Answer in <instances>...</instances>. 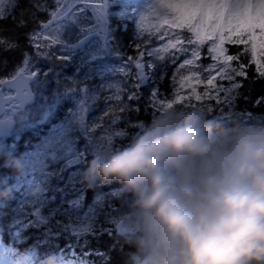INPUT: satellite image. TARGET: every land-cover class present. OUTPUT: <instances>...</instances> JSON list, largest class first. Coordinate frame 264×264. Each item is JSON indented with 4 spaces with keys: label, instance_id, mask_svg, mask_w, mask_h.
<instances>
[{
    "label": "snow or ice",
    "instance_id": "obj_1",
    "mask_svg": "<svg viewBox=\"0 0 264 264\" xmlns=\"http://www.w3.org/2000/svg\"><path fill=\"white\" fill-rule=\"evenodd\" d=\"M103 3L52 0L49 6L47 0H29V9H21L19 0H0V21L11 19L17 27H24L33 11L47 14V19L34 21L38 27L25 33L31 47L30 52L25 51L28 83L18 103L33 131L49 129L44 134L46 140L60 155L54 171L31 174L26 184L27 219L17 227L26 225L25 230L42 234L50 230L79 236L93 234L102 220L112 230L100 237L101 247L113 243L109 236H118L112 225L115 194L96 190L89 193L80 183L79 170L85 166L89 152L102 150L122 137L124 133L117 127L129 125L131 113L145 105L154 112L174 104L198 102L212 111H225L237 106L249 68L254 69V79H264V0H250L248 7L241 0H160L158 9L136 17L129 45L136 54L124 53L115 75L99 89L75 75L61 80L57 68L74 62L78 56L82 62L87 59L97 66L94 74H109L101 55L118 49L113 48L116 37L111 24L97 22L93 11ZM89 12L93 14L89 16ZM156 41L158 47L153 46ZM14 44V40L0 36V49L9 50ZM205 48L207 57L202 54ZM204 58L212 62L204 66L200 63ZM35 60L43 67H36ZM24 66L22 61L19 67ZM169 66L174 67L171 76ZM53 76L58 82L55 91L44 86ZM165 80L172 86L171 97L161 92ZM5 84L6 80L0 78V96L9 97L5 110L10 112L16 94ZM69 97L74 99V107L62 117V104ZM98 102L105 104L102 112L107 127L88 120ZM255 103H264V96H258ZM60 188L62 191L57 190ZM82 197L92 199L87 211H83ZM0 264L10 261L0 256Z\"/></svg>",
    "mask_w": 264,
    "mask_h": 264
},
{
    "label": "clouds",
    "instance_id": "obj_2",
    "mask_svg": "<svg viewBox=\"0 0 264 264\" xmlns=\"http://www.w3.org/2000/svg\"><path fill=\"white\" fill-rule=\"evenodd\" d=\"M89 170L131 191V264H264V123L161 109Z\"/></svg>",
    "mask_w": 264,
    "mask_h": 264
},
{
    "label": "trees",
    "instance_id": "obj_3",
    "mask_svg": "<svg viewBox=\"0 0 264 264\" xmlns=\"http://www.w3.org/2000/svg\"><path fill=\"white\" fill-rule=\"evenodd\" d=\"M47 3L50 6L52 0H47ZM19 7L21 9H29V0H19ZM145 7L148 6L141 0H128L125 2L122 0H107V17H109L112 30L116 37V42L113 44V48H117L118 51L107 55L102 54L101 59L103 60V65H105L106 62H114L109 57L111 55L118 54L121 57L124 53L127 55L136 54L131 48H129V45L132 43L135 33L136 17L141 13L149 11ZM36 19L45 20L47 19V14L43 10L39 13L33 11L32 16L29 18V22L24 27H17L11 19L0 21V36L15 41V44L11 46L9 50L0 49V78L13 75L15 71L21 69L22 67L19 66L21 65L22 61L24 62V65L28 64L27 60H25V51L30 52L31 47L25 33L31 32L34 28L38 27L34 22ZM124 22H129V24L126 30L122 31L120 27ZM158 43L159 41H156L153 46L158 45ZM235 50V48H230L231 52H235ZM202 54L207 57L206 48L203 50ZM211 62L212 61L208 58H204L200 61V63L204 66L209 65ZM94 67L97 66H94L89 60L86 59L84 61V67L80 69V73L82 74H79L77 79L86 81L93 89H99L104 81L106 79L112 78L115 73L111 74V72L108 71V75L94 74ZM76 70L77 68L73 69L74 72H77ZM173 71L174 67L169 66V76L172 75ZM254 76V69L249 68L248 79L244 82L243 87L240 89L241 97L237 100V106L235 107L228 108L225 111H212L199 105L198 102H194L197 104H174L172 109L178 113L196 112L207 120H222V118H227L229 121L223 120L226 126H232L236 124L264 123V103H255L258 96H264V79H254ZM142 91L147 90L142 89ZM161 92L165 94V96L171 97L172 86L168 80L164 81ZM245 96L247 97V100L243 98ZM71 100L72 102H75L73 98H71ZM70 106V103L65 100L61 108L62 117L63 113L66 112ZM99 107H101L100 111H98ZM104 108L105 104L103 102H98L97 105L92 109V111L97 109L96 114L89 115L92 117L103 118V112L101 110ZM160 110L158 109L152 112L151 109L145 105L144 107L140 108L138 112L131 113V123L129 125L121 124L117 128L121 129L124 135L126 133H131L140 124L141 120H147L151 114L156 115ZM234 121L237 122L234 123ZM100 122L104 123L103 119L98 123ZM81 142H83V140ZM89 154L87 157L88 164H86L85 167L87 170L79 171V181L83 186L88 188L89 193L96 190L101 194H106L109 191L115 194V201L112 202V207L115 210L112 215V225L116 230V225L119 218H121V216H123V214L126 213L128 209V203L132 193L125 186L118 182L107 183L95 176V174L89 170V161H91L93 158ZM15 163L16 161L14 160H9L7 157L5 158L0 156V196H3L4 193H6L5 186H9L14 181L13 177L11 178V176H13L12 171L16 168ZM3 182L5 185H2ZM14 185H18V182H14ZM95 187L97 188L93 189ZM12 191L13 189L10 187L9 192L12 193ZM83 199L86 205H89L92 202V199L86 197H83ZM1 201L3 200L0 199V202ZM84 210L87 211V209ZM26 219V215L20 214L18 208H9L8 210L0 209V228L2 229L8 227L10 222L13 220L24 221ZM95 228L96 231L93 234L79 235V238H77L78 236L61 234L59 232H52L50 230L46 234H42L39 230L32 229L25 231L28 234H24L23 236L25 237L24 241H27L30 245L35 243L36 246L41 247L42 245L51 242L52 245L49 247H53V244L57 243L56 241H60V237L57 235L64 237L67 235L70 236L72 240L71 242L74 243L76 247H80L79 249L82 250L85 248L87 250L96 252L98 254L96 256L97 264H104L103 261L106 264H131L129 256L132 250L134 237L128 232L121 234L118 230H116L118 236L108 237L109 239L113 240V243L108 244L105 247H101L100 237L106 236L108 232L112 230L111 225L101 220L96 224ZM37 236L38 239L34 242L33 240ZM40 243L42 245H40ZM41 248L43 249L44 247Z\"/></svg>",
    "mask_w": 264,
    "mask_h": 264
},
{
    "label": "rangeland",
    "instance_id": "obj_4",
    "mask_svg": "<svg viewBox=\"0 0 264 264\" xmlns=\"http://www.w3.org/2000/svg\"><path fill=\"white\" fill-rule=\"evenodd\" d=\"M152 2L154 3V4H156L157 5V7H158V5H159V3H160V0H152ZM243 1H241V3H242ZM244 3V2H243ZM242 3V4H243ZM245 6H249V4H246ZM93 11L95 12V15H96V18H97V16L100 18V19H97V22H104V4L102 5V7H100V8H97V9H93ZM200 90H202V89H200ZM163 109H165V108H163ZM167 109H172V107H170V108H167Z\"/></svg>",
    "mask_w": 264,
    "mask_h": 264
},
{
    "label": "water",
    "instance_id": "obj_5",
    "mask_svg": "<svg viewBox=\"0 0 264 264\" xmlns=\"http://www.w3.org/2000/svg\"><path fill=\"white\" fill-rule=\"evenodd\" d=\"M15 80H17L16 82H17L19 85H21V83H20V81H19V77L16 78ZM27 81H28V78H27L25 84H27ZM25 86H26V85H25ZM17 97H18V96H17ZM125 225H126V218L121 222V224H120V226H119V230L124 231Z\"/></svg>",
    "mask_w": 264,
    "mask_h": 264
},
{
    "label": "flooded vegetation",
    "instance_id": "obj_6",
    "mask_svg": "<svg viewBox=\"0 0 264 264\" xmlns=\"http://www.w3.org/2000/svg\"><path fill=\"white\" fill-rule=\"evenodd\" d=\"M19 112L20 111L18 109L11 108V111L7 112L6 116H10V117H14L15 118Z\"/></svg>",
    "mask_w": 264,
    "mask_h": 264
},
{
    "label": "bare ground",
    "instance_id": "obj_7",
    "mask_svg": "<svg viewBox=\"0 0 264 264\" xmlns=\"http://www.w3.org/2000/svg\"><path fill=\"white\" fill-rule=\"evenodd\" d=\"M91 254H97L96 252L94 251H91ZM104 264H106L104 261H103Z\"/></svg>",
    "mask_w": 264,
    "mask_h": 264
}]
</instances>
